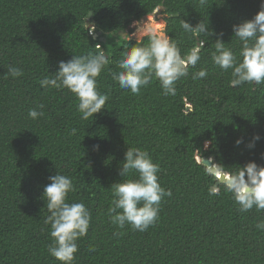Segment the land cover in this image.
<instances>
[{"label":"trees","instance_id":"1","mask_svg":"<svg viewBox=\"0 0 264 264\" xmlns=\"http://www.w3.org/2000/svg\"><path fill=\"white\" fill-rule=\"evenodd\" d=\"M262 2L0 0V264H59L48 253L49 213L41 199L57 172L73 181L68 202L83 203L91 212L73 264H264V231L256 228L264 212L237 211L231 194L201 164L212 159L228 176L250 162L264 167V84L230 85L231 70L222 72L211 61L215 34L200 48L201 59L189 75L176 82L174 96L163 95L155 79L133 95L108 72L119 71L123 51L149 40L119 34L129 37L132 24L156 10L165 16L163 32L181 56L206 39L185 33L181 20L193 27L204 21L238 54L232 27L251 20ZM89 52L111 61L97 78L98 91L109 99L83 121L73 95L42 89L39 81L53 75L61 61ZM9 65L23 75L6 78ZM201 68L207 77L193 80ZM39 104L44 116L29 119L28 111ZM127 147L149 153L160 166L161 186L172 193L145 232L119 229L107 213L111 186L131 178L118 174ZM217 186L219 194H213Z\"/></svg>","mask_w":264,"mask_h":264},{"label":"clouds","instance_id":"2","mask_svg":"<svg viewBox=\"0 0 264 264\" xmlns=\"http://www.w3.org/2000/svg\"><path fill=\"white\" fill-rule=\"evenodd\" d=\"M207 2L198 0L200 6ZM260 7L261 10L251 20L232 27L233 37L240 44L238 54L225 47L226 44L219 38L223 36L222 32L216 34L209 30L204 21L193 27L181 20L180 26L185 33L206 37L196 49L181 56L177 43L171 37L163 33H149L146 46H133L123 51L116 62L119 71L109 68L108 72L120 89L133 95H139L141 89L155 79L163 95L174 96L176 82L189 75V68H194L201 59L200 48L204 47L208 36L215 34L218 38L214 43L215 51L211 53L213 66L222 72L231 70L232 87L246 83L260 86L264 84V2ZM110 63L102 52L73 55L67 62L61 61L58 70L53 75L45 76L39 84L42 89L52 88L73 95L80 119L87 121L93 119L94 114L100 113L109 99L106 93L98 91L97 78ZM22 75L19 67L9 65L5 77L16 78ZM207 75V69L201 68L192 74V79H204ZM43 107V104H39L30 109L28 118L37 120L43 117ZM76 131L75 128L71 129L69 135H75ZM240 142L236 141L237 145ZM159 172V164L152 161L147 151L127 147L118 174L120 177L131 178L114 183L110 188L112 199L107 213L113 225L119 229L128 226L134 231L145 232L157 223L162 201L172 195L170 190L161 186ZM210 175H216V171ZM49 181L41 195L49 213L44 221L46 226H50L48 253L59 264H73L78 252L77 241L88 235L91 212L83 203L68 202L69 193L75 191L68 175L57 172L49 177ZM223 187L231 194L237 211L255 209L264 212V167L250 162L240 168L237 174L226 177ZM212 193L219 194V186L213 187ZM256 228L264 231V221L257 223ZM89 251L94 252L95 248L90 247Z\"/></svg>","mask_w":264,"mask_h":264},{"label":"rangeland","instance_id":"3","mask_svg":"<svg viewBox=\"0 0 264 264\" xmlns=\"http://www.w3.org/2000/svg\"><path fill=\"white\" fill-rule=\"evenodd\" d=\"M164 15L160 13L159 10H156L152 15L144 18L140 22L133 23L131 26L132 33L128 37L127 35H122L124 38L127 37L128 40L132 39L139 42L145 36H149V33L160 35L164 34ZM147 30H146V29Z\"/></svg>","mask_w":264,"mask_h":264},{"label":"water","instance_id":"4","mask_svg":"<svg viewBox=\"0 0 264 264\" xmlns=\"http://www.w3.org/2000/svg\"><path fill=\"white\" fill-rule=\"evenodd\" d=\"M89 17H92V14L89 15ZM101 33H97V35L94 36L95 39H97L98 37H100ZM119 35H125L123 33H120ZM101 42H104V39L100 38L99 39ZM201 164L207 168L208 172L211 173L213 171H216V175L215 176L217 179H219V182L221 184H224L225 182V178L228 177V175L221 173L218 171L217 166L214 164L212 159H203Z\"/></svg>","mask_w":264,"mask_h":264},{"label":"bare ground","instance_id":"5","mask_svg":"<svg viewBox=\"0 0 264 264\" xmlns=\"http://www.w3.org/2000/svg\"><path fill=\"white\" fill-rule=\"evenodd\" d=\"M146 29V28H145ZM147 30V29H146Z\"/></svg>","mask_w":264,"mask_h":264}]
</instances>
